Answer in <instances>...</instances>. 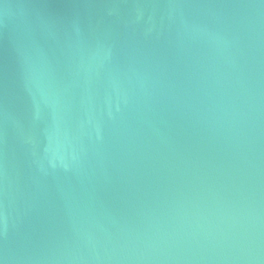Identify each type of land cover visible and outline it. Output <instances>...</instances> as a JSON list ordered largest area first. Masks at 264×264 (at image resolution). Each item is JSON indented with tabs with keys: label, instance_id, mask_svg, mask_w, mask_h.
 Instances as JSON below:
<instances>
[{
	"label": "water",
	"instance_id": "1",
	"mask_svg": "<svg viewBox=\"0 0 264 264\" xmlns=\"http://www.w3.org/2000/svg\"><path fill=\"white\" fill-rule=\"evenodd\" d=\"M0 264H264V0H0Z\"/></svg>",
	"mask_w": 264,
	"mask_h": 264
}]
</instances>
